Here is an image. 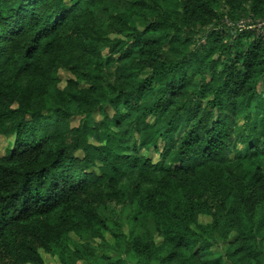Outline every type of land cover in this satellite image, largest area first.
<instances>
[{"label":"trees","instance_id":"obj_1","mask_svg":"<svg viewBox=\"0 0 264 264\" xmlns=\"http://www.w3.org/2000/svg\"><path fill=\"white\" fill-rule=\"evenodd\" d=\"M247 6L0 0V264H264V36L219 27Z\"/></svg>","mask_w":264,"mask_h":264},{"label":"rangeland","instance_id":"obj_2","mask_svg":"<svg viewBox=\"0 0 264 264\" xmlns=\"http://www.w3.org/2000/svg\"><path fill=\"white\" fill-rule=\"evenodd\" d=\"M260 1H263L264 2V0H260ZM250 9H251V6H247V10L246 11H241L240 12L241 18H239V20L236 23L234 21L230 20L229 17H225L224 16L225 18H224L222 24L219 27H221L224 24H226V26L228 27V29H227V33H228L229 31L232 30V27H235V25H238V26H236V27H238L237 30H239V31L246 30V34H244V37H243V42H245V43L250 42V40H252L254 38L252 35H249L248 36V32L247 31L250 30V29H255L257 31V34L258 35H263L264 36V25H263L264 24V21L263 20H261V19H258L257 20L256 19L257 21L255 23H253V24H251L249 26L246 25L247 22H251L253 20L252 18H254V16H253L252 13L247 14L250 11ZM130 23L133 24V25H135V26L137 25L140 28H146L147 25H148V22L147 21H145L144 19H140L138 17H132ZM250 26H252V27H250ZM212 30L213 29H210L209 31H212ZM191 32H193V35H195V33H197V31H195V30H191ZM118 35L124 36L123 34H119V33H118ZM224 39L227 40V38H224ZM203 43H204V40H202V39L201 40L200 39L196 40V42L193 44L194 49H201ZM232 51H233L232 53L234 55H231L230 58H232V57H234L236 55L235 54L236 53V49H234ZM106 55H107V51H105L103 53V56L104 57H106ZM206 76L211 77L212 76V73L211 72H207L206 73ZM209 98H210V96H209ZM205 103H206V101H202V105L203 106L205 105ZM107 108L109 109L110 114H113V109L111 107H109V106ZM96 118L97 119H100V118H102V116L99 115L98 113H96ZM185 119H186V116L183 118V123L185 122ZM154 120H155L154 117H149L148 118V122H150V123L151 122H154ZM75 123L77 124V121L76 120L74 121V124ZM251 123H253V121H251ZM190 124L191 123H188L187 125H190ZM112 127H113L114 130H117L116 127H115V125H112ZM7 138L8 139H6L5 136H0V155H3L6 152V150H7L6 147L8 148V146L12 144V138L11 137L10 138L7 137ZM164 143H165L164 141H160V149L158 151H154L153 148H152V151L148 152L146 155L149 156V157L156 156L157 155L156 158H155L157 160L159 158L160 153H161V149L164 146ZM238 145H239V147L241 146L240 143ZM141 150L144 151L145 149L144 148H141ZM161 187H162V189H166V187L163 184H162ZM161 187H159V188H161ZM198 219H199L198 222L201 225H206V224H208V223L211 222V218L208 217V216H206V215H199V218ZM201 225H199V226H201ZM134 230L136 231V233H138V227L137 228H134ZM194 230L200 232L199 227H197V229H194ZM126 233H128V231ZM71 235H72L73 239L76 242L79 241V237H78L77 234H75L74 232H72ZM235 235L236 234L233 233L231 235V238H230V236H228V239L227 240L221 239L222 237L220 236V240L219 241L216 240V241L212 242V249L213 250H217V253H223L221 255L224 256L225 255V252L227 251L226 249L228 248V245H229V242L228 241H230L231 239L232 240L235 239V237H236ZM257 241H258V244H261L262 245L261 250L264 253V229L261 230L260 232H258V234H257ZM217 242H219V243L218 244H215ZM44 258H45V264H60L59 261L57 260V258H55L50 253L44 252ZM261 258H262V256H260L258 259L261 260ZM262 260L264 261V258H262ZM226 263H228V262H226Z\"/></svg>","mask_w":264,"mask_h":264},{"label":"built area","instance_id":"obj_3","mask_svg":"<svg viewBox=\"0 0 264 264\" xmlns=\"http://www.w3.org/2000/svg\"><path fill=\"white\" fill-rule=\"evenodd\" d=\"M236 26H238V25H236ZM242 27V26H241ZM250 27H252V26H250Z\"/></svg>","mask_w":264,"mask_h":264}]
</instances>
